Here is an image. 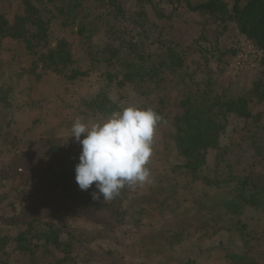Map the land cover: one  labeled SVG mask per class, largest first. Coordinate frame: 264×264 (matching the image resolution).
<instances>
[{
	"label": "rangeland",
	"instance_id": "374dc122",
	"mask_svg": "<svg viewBox=\"0 0 264 264\" xmlns=\"http://www.w3.org/2000/svg\"><path fill=\"white\" fill-rule=\"evenodd\" d=\"M33 1L44 17L51 16L50 5ZM87 1L91 4V0L83 3L88 5ZM22 2L0 0V15L5 13L13 20L22 13ZM119 2L124 14L116 23L120 30L114 38L130 40L141 34V38L147 36L145 44L159 52L161 45L175 46L183 56L180 73L187 81L202 86L210 82L214 88H228L234 97L252 99L253 116L230 115L221 143H241L248 161L259 167L264 151V100L256 84L264 82L262 51L240 33L233 20L191 11L182 0ZM50 18L53 40H66L83 69L89 65L88 52L113 38L105 36L103 26V33L85 40L78 34L79 25L69 28L60 18ZM28 59L17 41H2L0 89L5 80L13 78L16 82L23 77L14 107H0V229L9 237L13 263L22 256L13 253L12 238L29 225L50 224L75 242L71 264H231L230 252L242 254L243 247L233 244L226 232L197 230L194 225L199 217L208 218L221 190L204 181L212 172L215 151H209V165L196 174L186 168V157L170 139L172 121L181 113L179 91L183 85L177 84L178 76L171 75L168 84L172 87L164 91L158 88L150 98L130 86L113 92L112 98L124 108L158 106L163 100L160 106L164 115L147 165L150 182L126 185L118 196L104 202L102 196L93 199L95 182L87 191L76 183L75 167L82 147L70 136L77 118L89 124L108 119L80 112L82 100L93 97L103 84L100 71L73 81L51 70L37 78L22 72L30 66ZM241 219L250 236V251L243 262L264 264V208L249 206ZM176 234L179 241L171 244Z\"/></svg>",
	"mask_w": 264,
	"mask_h": 264
},
{
	"label": "trees",
	"instance_id": "16d2710c",
	"mask_svg": "<svg viewBox=\"0 0 264 264\" xmlns=\"http://www.w3.org/2000/svg\"><path fill=\"white\" fill-rule=\"evenodd\" d=\"M40 1L46 6L50 5L48 12L52 17L60 18L66 27L79 25L78 34L82 39L88 40L95 33H103V26L106 27L105 36L109 35V38L116 36V31L120 30L116 23L122 19L124 8L119 0H91V4L87 1L88 5L83 3L86 0ZM182 1L191 11L233 20L240 33L262 51L260 64L264 69V0H202L196 4L192 0ZM34 3L33 0H23L22 13L13 20L5 13L0 15V51L4 39L17 41L29 56L30 66L22 72L37 78L51 70L73 81L88 76L92 71H100L103 84L99 91L81 102L80 112L85 116L96 114L109 118L114 112L122 110L124 106L112 98L116 88L130 86L140 95L150 98L158 88L164 91L172 87L168 84L171 75L179 77L177 84L183 85L179 91L182 94L181 113L172 121L174 131L170 139L180 154L186 157V168L196 174L209 165L208 153L214 150L212 172L210 176H204V181L221 190L214 208L208 211V218L199 217L194 225L197 230L210 228L226 232L233 244L243 247L242 254L229 253L231 264L245 261L250 251V236L241 216L249 206L264 208V151L262 163L256 168L255 164L248 161L247 152L241 143L230 140L222 144L221 137L226 131L230 115L245 119L253 116L252 99L234 97L228 88L217 89L210 82L202 86L200 82L187 81L185 75L180 73L184 67L181 52L172 45H161L158 49L160 52L154 51L151 45L145 44L147 36L141 38V34H136L130 40L113 37L111 41L96 47L88 52L89 65L83 69L75 60L66 40H53L49 27L51 16L44 17ZM80 14L82 17H79ZM136 22L134 18L135 26ZM147 31L149 34V28ZM22 72L20 76H23ZM22 78L16 82L13 78L3 82L0 107H14L16 91ZM256 87L258 95L264 100V82L259 81ZM158 102V106L149 104L148 107L163 116L160 106L163 100ZM178 239V234L173 235L170 243L174 244ZM12 243L15 244L13 253L18 252L22 256L19 262L11 261L9 237L3 236L0 229V264H71L75 260V242L67 240L53 224L45 227L29 225L12 238Z\"/></svg>",
	"mask_w": 264,
	"mask_h": 264
},
{
	"label": "clouds",
	"instance_id": "9594fccd",
	"mask_svg": "<svg viewBox=\"0 0 264 264\" xmlns=\"http://www.w3.org/2000/svg\"><path fill=\"white\" fill-rule=\"evenodd\" d=\"M163 117L151 107L128 105L102 122L77 118L71 137L81 145L75 180L82 191L95 182L94 200L111 201L127 186L150 182L147 167ZM83 134V138L82 137Z\"/></svg>",
	"mask_w": 264,
	"mask_h": 264
}]
</instances>
